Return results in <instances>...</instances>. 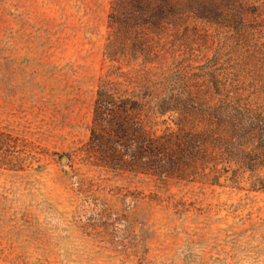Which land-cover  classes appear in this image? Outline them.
<instances>
[{
	"label": "rangeland",
	"instance_id": "1",
	"mask_svg": "<svg viewBox=\"0 0 264 264\" xmlns=\"http://www.w3.org/2000/svg\"><path fill=\"white\" fill-rule=\"evenodd\" d=\"M109 3L0 0V264H264V193L86 156ZM219 61L197 44L149 76Z\"/></svg>",
	"mask_w": 264,
	"mask_h": 264
},
{
	"label": "trees",
	"instance_id": "2",
	"mask_svg": "<svg viewBox=\"0 0 264 264\" xmlns=\"http://www.w3.org/2000/svg\"><path fill=\"white\" fill-rule=\"evenodd\" d=\"M197 44L218 66L149 76ZM104 54L90 162L264 193V0H110Z\"/></svg>",
	"mask_w": 264,
	"mask_h": 264
}]
</instances>
